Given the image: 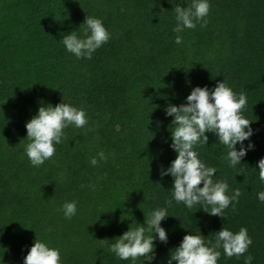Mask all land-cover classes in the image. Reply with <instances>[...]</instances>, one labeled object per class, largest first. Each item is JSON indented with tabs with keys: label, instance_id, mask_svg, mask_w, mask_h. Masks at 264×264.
<instances>
[{
	"label": "trees",
	"instance_id": "trees-1",
	"mask_svg": "<svg viewBox=\"0 0 264 264\" xmlns=\"http://www.w3.org/2000/svg\"><path fill=\"white\" fill-rule=\"evenodd\" d=\"M176 3L190 0H0V264H23L35 238L58 248L62 264H132L108 246L155 207L167 209L168 239L154 240L150 264H167L186 232L200 230L211 241L224 225L246 227L252 242L239 258L219 249L217 264H243L249 253L251 264H264V202L256 198L264 184L255 168L264 156V0H209L207 23L184 29L179 45L171 30ZM86 15L99 17L110 37L91 59H77L60 38L81 34ZM223 79L246 95L253 148L229 167L225 146L206 132L197 152L216 168L213 179L240 196L225 217L199 203L167 206L173 178L160 170L176 153L164 107L186 102L193 86L211 89ZM62 99L83 108L86 123L63 129L54 154L33 166L24 153L25 122L41 103ZM98 151L106 158L93 166ZM71 200L76 213L65 218L61 205Z\"/></svg>",
	"mask_w": 264,
	"mask_h": 264
},
{
	"label": "clouds",
	"instance_id": "clouds-1",
	"mask_svg": "<svg viewBox=\"0 0 264 264\" xmlns=\"http://www.w3.org/2000/svg\"><path fill=\"white\" fill-rule=\"evenodd\" d=\"M175 24L172 27L174 43L181 44L180 33L184 29H193L197 24L203 27L207 21L205 17L209 12V0H190L187 6L174 4ZM82 24L85 26L81 34L76 29L62 34L60 41L64 49L77 59L81 57L91 59L93 52L105 43L110 33L99 17L86 15ZM186 102L180 104L167 103L164 115L171 116L169 125L171 147L176 156L167 168H161L160 176L171 175V199L165 204L171 206L172 201L183 203L191 209L194 204L209 214L224 216L223 210L237 201L240 196L239 188L229 192L226 180L213 179L216 173L214 166L207 165L199 158L197 146L206 144V132H212L217 141L225 146V159L229 167L241 163V159L248 150L253 148L249 137L253 134L250 121L242 114L246 104L244 91L235 92L225 79L217 81L210 89L207 85L193 86L187 96ZM85 110L69 102L41 103L34 115L25 122L27 143L24 153L33 166L41 165L49 159L55 151V145L61 142L63 129L72 125L83 127L86 123ZM249 140L245 145L244 141ZM239 147L237 148V144ZM97 157L104 160L103 151H98L89 158L91 165L97 164ZM258 177L264 184V156L256 161ZM242 171H238L241 173ZM202 182V185H201ZM257 200L264 202V190L256 193ZM76 201H65L61 211L65 218H71L76 213ZM166 207L153 208L143 224L129 227L120 234L114 242L110 243L108 250L120 260H131L135 264L138 257H142V264H150L155 258L154 240L167 242L168 236L161 221L167 217ZM174 216V215H172ZM176 217V216H175ZM146 226V227H145ZM149 232L150 234H145ZM214 239L209 241L197 232H186L177 246L170 250L167 264H217L220 256L219 249L226 257L246 253L251 244V237L246 227L241 226L238 231L221 227L212 233ZM253 257L249 253L244 255L243 264H251ZM23 264H62L60 250L48 243L35 238L23 257Z\"/></svg>",
	"mask_w": 264,
	"mask_h": 264
}]
</instances>
